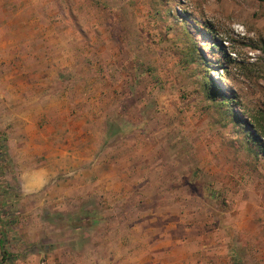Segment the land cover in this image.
<instances>
[{
    "label": "rangeland",
    "instance_id": "1",
    "mask_svg": "<svg viewBox=\"0 0 264 264\" xmlns=\"http://www.w3.org/2000/svg\"><path fill=\"white\" fill-rule=\"evenodd\" d=\"M0 213V264H264V0H0Z\"/></svg>",
    "mask_w": 264,
    "mask_h": 264
},
{
    "label": "trees",
    "instance_id": "2",
    "mask_svg": "<svg viewBox=\"0 0 264 264\" xmlns=\"http://www.w3.org/2000/svg\"><path fill=\"white\" fill-rule=\"evenodd\" d=\"M1 215H4L3 213H0ZM3 220H5L4 218H2ZM3 232V231H1ZM7 260H11L8 257V254L6 252V250L4 249V244H3V236L2 234L0 235V262H5Z\"/></svg>",
    "mask_w": 264,
    "mask_h": 264
},
{
    "label": "bare ground",
    "instance_id": "3",
    "mask_svg": "<svg viewBox=\"0 0 264 264\" xmlns=\"http://www.w3.org/2000/svg\"><path fill=\"white\" fill-rule=\"evenodd\" d=\"M45 4L46 6H48L49 4H51V0H45Z\"/></svg>",
    "mask_w": 264,
    "mask_h": 264
}]
</instances>
